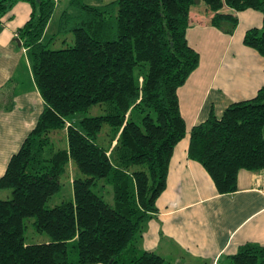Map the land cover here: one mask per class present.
<instances>
[{
  "label": "trees",
  "instance_id": "1",
  "mask_svg": "<svg viewBox=\"0 0 264 264\" xmlns=\"http://www.w3.org/2000/svg\"><path fill=\"white\" fill-rule=\"evenodd\" d=\"M0 0V16L15 2ZM28 19L16 31L30 62L42 109L0 175V264H182L140 248L145 221L156 211L174 145L184 136L176 89L198 65L185 37L198 22L190 6L201 1L206 21L230 34L245 8L261 14L242 43L264 60V0H114L82 5L84 21L71 28L72 44L48 48L42 34L52 0H23ZM77 113H88L75 119ZM91 113V114H90ZM264 86L212 112L189 130L187 156L197 161L218 193L236 189L239 169H264ZM63 132L62 144L54 133ZM70 178L72 197L47 207ZM110 186L111 203L95 193ZM32 217L47 241L24 242ZM229 264H264V245L245 243Z\"/></svg>",
  "mask_w": 264,
  "mask_h": 264
},
{
  "label": "crops",
  "instance_id": "2",
  "mask_svg": "<svg viewBox=\"0 0 264 264\" xmlns=\"http://www.w3.org/2000/svg\"><path fill=\"white\" fill-rule=\"evenodd\" d=\"M203 9L206 14L192 13L198 22L185 32L198 65L176 89L185 134L172 149L165 186L139 245L170 263L229 264V256L243 244L264 245V169H239L236 189L218 193L204 168L187 156L188 133L210 112L219 116L229 103L248 99L264 86V60L242 43L246 29L260 27L261 14L223 6L236 20L227 34L223 28L228 24H208L212 13ZM29 13L30 5L20 0L0 16V175L42 109L26 49L15 41Z\"/></svg>",
  "mask_w": 264,
  "mask_h": 264
},
{
  "label": "rangeland",
  "instance_id": "3",
  "mask_svg": "<svg viewBox=\"0 0 264 264\" xmlns=\"http://www.w3.org/2000/svg\"><path fill=\"white\" fill-rule=\"evenodd\" d=\"M53 10L46 23L42 42L46 44L48 48H61L66 45L72 44L73 36L71 28L74 23L84 21L87 16L86 10H84L82 5L96 6L100 7L106 3L112 2L114 0H52ZM204 4L201 1H197L190 6L192 13H205L206 11ZM209 12V10H207ZM261 25V24H260ZM234 29V28H233ZM244 34V33H243ZM243 37V36H242ZM258 54V53H257ZM91 114V113H90ZM84 115H89L88 113H77L74 118L77 120ZM264 131V129H263ZM264 137V133L262 135ZM52 138H57L58 144H62L61 139H64L63 132L58 131L52 135ZM102 181H98L97 187L92 188V190L100 194L102 198L111 203V192L110 186L103 184L99 187ZM59 190L52 194L45 202L47 207L54 206L61 202L62 200H70L72 197L71 193V183L70 178L67 175H63L59 180ZM9 197V189L0 190V199H7ZM32 217H26L23 219L24 225V242L25 243H39L48 239L47 234L44 232H36L32 225Z\"/></svg>",
  "mask_w": 264,
  "mask_h": 264
},
{
  "label": "water",
  "instance_id": "4",
  "mask_svg": "<svg viewBox=\"0 0 264 264\" xmlns=\"http://www.w3.org/2000/svg\"><path fill=\"white\" fill-rule=\"evenodd\" d=\"M15 41H19L18 38H16Z\"/></svg>",
  "mask_w": 264,
  "mask_h": 264
}]
</instances>
